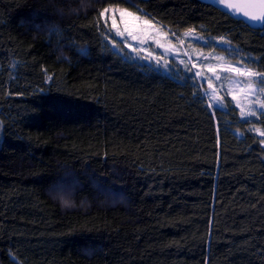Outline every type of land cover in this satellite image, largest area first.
<instances>
[{"label":"trees","instance_id":"trees-1","mask_svg":"<svg viewBox=\"0 0 264 264\" xmlns=\"http://www.w3.org/2000/svg\"><path fill=\"white\" fill-rule=\"evenodd\" d=\"M104 8L264 70V27L209 1L0 0V264H264L261 138L109 48Z\"/></svg>","mask_w":264,"mask_h":264},{"label":"rangeland","instance_id":"rangeland-1","mask_svg":"<svg viewBox=\"0 0 264 264\" xmlns=\"http://www.w3.org/2000/svg\"><path fill=\"white\" fill-rule=\"evenodd\" d=\"M204 1L218 4L231 12L235 17L245 19L246 22L249 21L242 14H237L234 10L225 8L219 3V0ZM234 2H239V0H234ZM114 18L117 21L116 27H113L112 24L113 10L107 13L106 17L103 19L106 26V40L109 48L130 61L148 64L163 70L171 69L179 71L180 69H190L199 82L202 98L206 100L208 104L213 102L219 105L212 108L213 110L216 108L225 109L226 100L228 98L233 102L234 106L241 114L240 108L236 106L239 103L244 108V115L243 117L241 116L242 119L249 122L254 133L260 137L261 140H264V135L260 134V132H264L260 125V120L264 115V109L259 108L255 103L257 99L264 100V93H260L258 90L255 94L247 91L241 92L240 88L246 85L247 79L236 76L234 73L224 71L225 68L230 66H239L241 68L252 67L257 69L253 66L252 59L244 55L242 51L236 49L229 42L224 43L218 40L214 46H211L210 42L201 32H193L188 35L190 40L193 41L192 46L189 47L182 38L172 36L167 29L159 24H157V26L161 27L162 31L168 32L169 35L166 38L157 37V39H160L161 42H170L173 47L169 51H165L163 48L157 47L152 37H149L147 42L141 45L138 41L132 40L127 33H125L123 37L117 35V29L123 31L126 23L129 26L131 25L132 22L130 18L125 16L122 19L118 10L115 11ZM181 41L183 42L181 43ZM113 44L116 46L113 47ZM126 45H131V47H127ZM132 48H144L146 51L137 53L132 51ZM148 53H151V55H148ZM153 56L160 57L161 59L157 62L152 58ZM165 60L168 61L167 64L164 63ZM238 61L241 63L237 64ZM211 69L216 70L215 74ZM197 73H199V75H197ZM216 75H219L222 79L217 80ZM210 84L211 87H209ZM229 92L235 94L237 100H233ZM213 95L216 97L215 101L210 100V97ZM249 108L255 111L257 115H248ZM257 129L260 131L258 132Z\"/></svg>","mask_w":264,"mask_h":264},{"label":"snow or ice","instance_id":"snow-or-ice-1","mask_svg":"<svg viewBox=\"0 0 264 264\" xmlns=\"http://www.w3.org/2000/svg\"><path fill=\"white\" fill-rule=\"evenodd\" d=\"M219 3L222 4L225 8L234 10L237 14H242L245 18H247L249 21L252 22H258L264 24V0H239V2H234V0H219ZM117 11L116 9H113V19L112 24L113 27H116L117 21L114 18V13ZM109 12L108 8H104L100 12V17L105 18L106 14ZM121 18L123 19L125 16L130 18L131 25L129 26L127 23L125 25V28L123 31H120L117 29V35L123 37L125 33L129 37H131L132 40L138 41L141 45L145 44L149 37H152L154 42L156 43L157 47L163 48L165 51H169L173 45H171L170 42H161L160 39H157V37H168L169 33L162 31L161 27L157 26L156 22H153V19L148 18L141 9L137 8L135 12L130 11L129 9H120L119 10ZM193 32L192 28L187 29L183 35L188 36ZM183 41H181L182 43ZM219 42L228 43V41L224 40L223 37L220 38ZM116 45L113 44V47ZM127 47H131V45H126ZM132 51L134 52H141L146 51L144 48L136 49L132 48ZM148 55H151V53H148ZM146 58V57H144ZM153 59H155L157 62L161 59L160 57L153 56ZM165 64L168 63L167 60L164 61ZM241 62L238 61L237 64H240ZM213 73L215 74L216 70L211 69ZM224 71L234 73L236 76L243 77L247 79V83L244 87L240 88L241 92H250L255 94L257 90L260 93H264V70H257L252 67H244L241 68L239 66H230L228 68H225ZM199 75V73H197ZM51 79V77H49ZM216 79L220 80L222 77L219 75H216ZM211 87V84L209 85ZM229 95H231L233 100H237V96L231 92H229ZM211 101H215L216 97L213 95L210 97ZM255 103L259 106V108L264 109V100L257 99ZM219 106L218 104H214L213 102H210L207 107L212 109L214 107ZM241 110V116L244 115V108L238 103L236 105ZM248 115L256 116L257 113L253 111L251 108L248 110ZM259 132L260 130L257 129ZM261 135H264V132H260ZM262 144H264V140L261 141Z\"/></svg>","mask_w":264,"mask_h":264},{"label":"water","instance_id":"water-1","mask_svg":"<svg viewBox=\"0 0 264 264\" xmlns=\"http://www.w3.org/2000/svg\"><path fill=\"white\" fill-rule=\"evenodd\" d=\"M250 26H251V28H253V29H257V28H263L264 27V24H262V23H257V24H255V23H250L249 24Z\"/></svg>","mask_w":264,"mask_h":264},{"label":"flooded vegetation","instance_id":"flooded-vegetation-1","mask_svg":"<svg viewBox=\"0 0 264 264\" xmlns=\"http://www.w3.org/2000/svg\"><path fill=\"white\" fill-rule=\"evenodd\" d=\"M249 23H255V24H257L258 22H252V21H248Z\"/></svg>","mask_w":264,"mask_h":264}]
</instances>
